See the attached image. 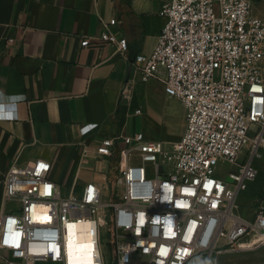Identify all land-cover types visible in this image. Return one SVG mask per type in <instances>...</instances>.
Instances as JSON below:
<instances>
[{
  "label": "built area",
  "instance_id": "2783aa9c",
  "mask_svg": "<svg viewBox=\"0 0 264 264\" xmlns=\"http://www.w3.org/2000/svg\"><path fill=\"white\" fill-rule=\"evenodd\" d=\"M159 14L166 21L148 54L128 55L115 17L102 19L101 33L81 46L111 45L141 81L163 68L168 94L185 109L180 140L167 151L163 141L137 132L105 136L94 150L83 147L81 158L91 152L121 157L108 201L94 181L64 191L50 178L47 159L15 160L2 181L4 203L19 202L0 214L4 264H71L68 246L83 230L77 223L86 226L92 264H105L100 234L109 216L113 264H218L222 254L264 244V208L251 220L233 213L238 192L257 175L252 160L264 148V17L252 12L251 0H169ZM219 161L234 166L224 178ZM209 181L211 189L204 187Z\"/></svg>",
  "mask_w": 264,
  "mask_h": 264
},
{
  "label": "crops",
  "instance_id": "0c3cea01",
  "mask_svg": "<svg viewBox=\"0 0 264 264\" xmlns=\"http://www.w3.org/2000/svg\"><path fill=\"white\" fill-rule=\"evenodd\" d=\"M168 1L0 0V112L6 115L0 117V214L19 207L17 200L3 201L2 181L15 160L47 159L50 178L66 192L94 181L109 193L119 153L81 158L83 147L94 150L105 136L137 132L163 141L167 151L180 140L185 109L174 97L166 100L163 68L141 81L111 45L81 46L101 33L102 19L115 17L128 55L150 53ZM251 6L264 17V0Z\"/></svg>",
  "mask_w": 264,
  "mask_h": 264
},
{
  "label": "rangeland",
  "instance_id": "374dc122",
  "mask_svg": "<svg viewBox=\"0 0 264 264\" xmlns=\"http://www.w3.org/2000/svg\"><path fill=\"white\" fill-rule=\"evenodd\" d=\"M172 97L173 96H171V98L166 97V100L171 101L172 103ZM155 108V105H153L152 109ZM150 115L153 117L152 113ZM179 130H181V128H179ZM257 153L258 155L254 156L252 160V165L256 168L257 175L253 180L246 182L247 185L244 190H240L238 192L235 199L236 206L233 208L234 214L246 220H251L253 218L256 209L264 208V148H259ZM146 164V166L149 168L150 164ZM233 169L234 166L226 161H219L217 164V173L219 177H226L227 171ZM116 190L117 192H120L119 185H117ZM113 191V185H111L109 193L106 192V190L103 191V201L112 200L114 196ZM253 239L254 236H252L251 240ZM113 241L114 231L109 216L107 224L106 226L102 227L100 234L101 251L105 264H113L112 258L110 256V252L113 250ZM0 264H4V262L0 260ZM218 264H264V244L260 246H250L233 253L222 254L219 256Z\"/></svg>",
  "mask_w": 264,
  "mask_h": 264
},
{
  "label": "bare ground",
  "instance_id": "6f19581e",
  "mask_svg": "<svg viewBox=\"0 0 264 264\" xmlns=\"http://www.w3.org/2000/svg\"><path fill=\"white\" fill-rule=\"evenodd\" d=\"M76 225L83 230L80 234L79 242L68 246L69 262L71 264H92L90 257L91 241L84 231L86 226L83 223H77ZM255 239L256 236L251 240L252 243L255 242Z\"/></svg>",
  "mask_w": 264,
  "mask_h": 264
},
{
  "label": "snow or ice",
  "instance_id": "6c2138e0",
  "mask_svg": "<svg viewBox=\"0 0 264 264\" xmlns=\"http://www.w3.org/2000/svg\"><path fill=\"white\" fill-rule=\"evenodd\" d=\"M39 167H40V168H46L47 166L44 165V164H41ZM48 187H50V186H48ZM204 187H206V185H204ZM213 206H215V205H213ZM141 223H143V221H142ZM16 235H18V234H16ZM9 242H10L9 240H5V243H9ZM12 243H15V240H13ZM89 247H90V246H89ZM167 251H168V250H167L166 248H161V252H160V254H161V255H167Z\"/></svg>",
  "mask_w": 264,
  "mask_h": 264
},
{
  "label": "clouds",
  "instance_id": "9594fccd",
  "mask_svg": "<svg viewBox=\"0 0 264 264\" xmlns=\"http://www.w3.org/2000/svg\"><path fill=\"white\" fill-rule=\"evenodd\" d=\"M213 183L214 182H212V181H209V182L205 183V185H206L205 188L211 189L213 187ZM141 222H142V220H141ZM212 223L214 224L215 221H213ZM209 231H211V225L209 226ZM205 264H211V262L210 261H206Z\"/></svg>",
  "mask_w": 264,
  "mask_h": 264
},
{
  "label": "trees",
  "instance_id": "16d2710c",
  "mask_svg": "<svg viewBox=\"0 0 264 264\" xmlns=\"http://www.w3.org/2000/svg\"><path fill=\"white\" fill-rule=\"evenodd\" d=\"M114 180L110 178V184L113 185Z\"/></svg>",
  "mask_w": 264,
  "mask_h": 264
}]
</instances>
